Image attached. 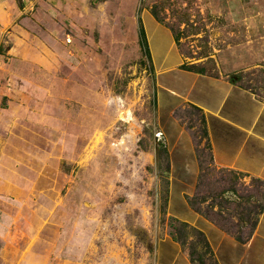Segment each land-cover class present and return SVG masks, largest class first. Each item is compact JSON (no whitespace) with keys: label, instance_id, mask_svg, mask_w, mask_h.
I'll list each match as a JSON object with an SVG mask.
<instances>
[{"label":"rangeland","instance_id":"rangeland-1","mask_svg":"<svg viewBox=\"0 0 264 264\" xmlns=\"http://www.w3.org/2000/svg\"><path fill=\"white\" fill-rule=\"evenodd\" d=\"M149 14L190 63L264 101V0H0V264H159L162 239L193 235L168 215L149 59L166 38ZM190 123L194 207L252 227L264 184L218 169Z\"/></svg>","mask_w":264,"mask_h":264},{"label":"crops","instance_id":"crops-1","mask_svg":"<svg viewBox=\"0 0 264 264\" xmlns=\"http://www.w3.org/2000/svg\"><path fill=\"white\" fill-rule=\"evenodd\" d=\"M149 17L166 38V49L155 53L151 48L149 59L159 132L170 164L168 215L193 233L184 239L182 234L162 239L159 264H264V209L254 216L252 227L232 230L194 207L202 163L195 130L189 124L191 114L202 117L211 158L218 169L264 184V101L228 73L210 72L190 63L172 30ZM193 65L199 68H188ZM194 237L200 243H192ZM201 249L210 253L209 263L195 256Z\"/></svg>","mask_w":264,"mask_h":264},{"label":"trees","instance_id":"trees-1","mask_svg":"<svg viewBox=\"0 0 264 264\" xmlns=\"http://www.w3.org/2000/svg\"><path fill=\"white\" fill-rule=\"evenodd\" d=\"M140 34H141V36H142L143 38H146L145 30H144L143 26H141V24H140ZM188 68H190V69H198L199 66L193 65V66H190V67H188Z\"/></svg>","mask_w":264,"mask_h":264}]
</instances>
